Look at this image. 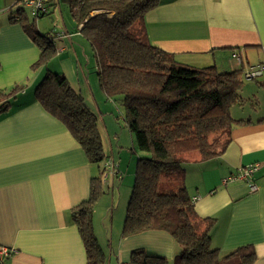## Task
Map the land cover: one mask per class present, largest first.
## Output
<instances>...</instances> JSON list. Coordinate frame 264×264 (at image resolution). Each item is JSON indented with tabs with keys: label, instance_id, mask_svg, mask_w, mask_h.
Masks as SVG:
<instances>
[{
	"label": "crops",
	"instance_id": "1",
	"mask_svg": "<svg viewBox=\"0 0 264 264\" xmlns=\"http://www.w3.org/2000/svg\"><path fill=\"white\" fill-rule=\"evenodd\" d=\"M58 2L46 0L50 15ZM20 7V0H0V90L24 85L8 111L0 114V246L11 250L2 264H86L71 210L89 196L93 165L66 127L34 99V87L45 69L62 72L96 114L110 156V132L117 133L108 115L115 99L102 92L97 76L91 77L87 68L93 63L96 69L94 51L75 32L70 15L71 26L64 20L59 28L70 33L56 42L62 50L44 69L31 70L39 48L12 19ZM144 24L154 58L165 64L172 58L194 67L213 65L219 72L242 68L243 74L263 66L259 76L244 77L241 101L230 108L231 117L241 122L232 125L224 152L206 160L189 154L182 168L195 213L215 219L210 242L220 258L249 245L254 252L251 264H264V0H160L145 14ZM120 132L125 130L120 127ZM130 139L134 145L131 134ZM253 163L259 164L251 176L254 190L245 180L225 181ZM108 245L106 264H130L136 248L165 257L170 264L179 251L164 230L120 235Z\"/></svg>",
	"mask_w": 264,
	"mask_h": 264
},
{
	"label": "trees",
	"instance_id": "2",
	"mask_svg": "<svg viewBox=\"0 0 264 264\" xmlns=\"http://www.w3.org/2000/svg\"><path fill=\"white\" fill-rule=\"evenodd\" d=\"M61 1L68 6L75 32L94 51L100 89L108 98L121 97L123 121L135 138V150L141 151L121 236L146 230L170 233L179 246L172 264H223L231 257L229 264H251L254 252L249 245L223 258L211 246L210 231L215 219L195 213L182 168L183 154L187 152L196 150L200 159L206 160L226 149L232 125L241 122L231 117L230 108L241 101L242 68L219 72L213 65L194 67L172 58L168 64L155 59L144 16L160 0ZM47 7L37 17L49 15ZM17 12L19 19L14 21L39 48V57L30 69H44L56 54L51 31L40 32L35 18H29L22 7ZM23 89V84H14L0 90V114L8 111ZM34 99L66 127L88 162L97 165L99 174L90 179L89 196L72 208L71 215L84 246L86 264H106L91 222L93 205L103 193V163L110 157L104 150L96 114L58 71L45 69L34 87ZM129 263L169 261L136 248L130 253Z\"/></svg>",
	"mask_w": 264,
	"mask_h": 264
},
{
	"label": "rangeland",
	"instance_id": "3",
	"mask_svg": "<svg viewBox=\"0 0 264 264\" xmlns=\"http://www.w3.org/2000/svg\"><path fill=\"white\" fill-rule=\"evenodd\" d=\"M52 14L44 15L41 17L35 18V26L44 31L50 33L54 32V29L60 30L62 28L63 21H67V25L70 27V22L67 20L70 16L68 13V6L65 2L59 0L53 6ZM26 13L29 16V11L26 8ZM69 16V17H68ZM74 22V21H73ZM74 27V26H73ZM73 29V28H72ZM74 30V29H73ZM76 34V33H75ZM94 64H95V58ZM87 68L90 71L91 77L96 78V69L92 65ZM219 71V70H218ZM245 80H252V79H245ZM117 98V99H116ZM114 102V108H111L112 114L108 115L112 117V121L116 124V135L113 132L111 133V142L113 146V153L110 156L111 160L113 161L114 165L120 174V178L112 181L113 191L110 188V177L103 178V173L101 174V186L103 193L100 197L96 200L93 205V212H92V229L96 239L99 242L101 249L105 252L106 255V262H108L109 258V243L113 241H117L118 237L121 235L122 224L125 216L126 206L129 200V196L131 193V188L134 180V172H135V165L137 160L138 153L140 154L141 151L135 150V138L133 134L128 131L123 118L121 116L122 112H124V107L121 102V97H116ZM119 106V110L117 109ZM101 107V106H100ZM109 113H104L102 116H107ZM120 127L125 130V133L120 132ZM112 131V130H110ZM128 133L131 134L132 139L134 141V145H132L130 134L128 138ZM143 153V152H142ZM144 152L143 154H145ZM197 154L199 157L198 151H190L183 154V159L185 156L189 154ZM109 156V155H108ZM105 162V160H104ZM119 165V167H118ZM104 170V166L102 172ZM93 171L94 175H98L99 171L96 164H93ZM168 185L172 186L174 183H168ZM163 187V186H162ZM111 192H114L113 194ZM112 212V214H111ZM112 215V216H111ZM113 237V238H112ZM113 258V255H111ZM173 263V259L170 264Z\"/></svg>",
	"mask_w": 264,
	"mask_h": 264
},
{
	"label": "built area",
	"instance_id": "4",
	"mask_svg": "<svg viewBox=\"0 0 264 264\" xmlns=\"http://www.w3.org/2000/svg\"><path fill=\"white\" fill-rule=\"evenodd\" d=\"M20 1L22 3V8L25 10V12H26V8L28 9L29 17H31V18H36L37 15L39 14V12L43 11L45 8L44 0H20ZM12 19L18 20L19 16L14 15V16H12ZM51 34L53 36V40H54V43L56 45V42L58 41V39L64 35H66L67 33L64 32L63 30H60V31H54ZM61 50H62L61 47L59 48L56 46V53H59ZM232 57L235 58L237 60V62H240V57L237 53H233ZM262 69H263V66H259V68L257 70H254V68H249L248 70H246L244 72V77L247 79L255 78V77L259 76ZM103 166H104V170L102 172L103 173L102 177L103 178H109L110 177L111 186H113L112 181H115V178L116 179L120 178V174L118 173L116 165H114L111 158L108 157L105 160V162L103 163ZM258 167H259L258 163L249 164V165L241 168L237 174L230 175L228 178H226L225 181L232 180V179L245 180V181H248L250 183L251 190H254L255 185L251 181V176L255 171L258 170ZM10 252H11V250L8 249L7 247L0 246V264H2L4 258ZM120 264H125V263L120 262Z\"/></svg>",
	"mask_w": 264,
	"mask_h": 264
}]
</instances>
